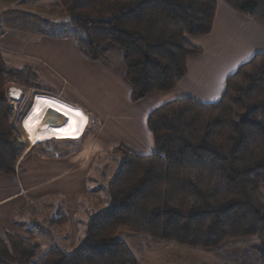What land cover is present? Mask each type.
I'll return each mask as SVG.
<instances>
[{"label": "trees", "instance_id": "1", "mask_svg": "<svg viewBox=\"0 0 264 264\" xmlns=\"http://www.w3.org/2000/svg\"><path fill=\"white\" fill-rule=\"evenodd\" d=\"M90 61L106 63L109 45L122 55L131 100L174 89L187 59L200 49L186 35L212 30L217 0H58ZM239 14L264 22V0H222ZM29 89L37 73L6 65L0 50V173L12 175L24 147L17 141L8 83ZM147 127L153 152L123 145L83 242L71 253L45 252L31 239L5 232L0 264H137L119 229L182 246L211 249L227 239L250 238L264 264V53L255 54L226 81L221 98L170 101L152 111ZM47 236L46 232L39 233Z\"/></svg>", "mask_w": 264, "mask_h": 264}, {"label": "crops", "instance_id": "2", "mask_svg": "<svg viewBox=\"0 0 264 264\" xmlns=\"http://www.w3.org/2000/svg\"><path fill=\"white\" fill-rule=\"evenodd\" d=\"M185 38L201 52L187 59V72L182 80L172 90L152 92L133 102L125 80L122 55L116 47L109 50V60L100 63L83 55L77 35L63 33L58 36L35 30L0 31L4 62L16 70L30 68L37 73L40 79L37 96L74 109L75 132L81 131L87 119L96 123L74 150L59 148L55 151L60 156L55 158L30 147L18 160L14 174L0 173V239H4L5 232L24 233L26 220L17 219L16 214L26 203H42L51 210L54 207L57 212H64L70 203L80 201L89 193L95 194L98 189L96 175L99 167L105 164L102 160L110 155L114 157L118 146L123 145L138 155L153 152L147 118L158 107L186 97L202 103L217 102L227 79L255 54L264 53V22L245 17L217 0L211 32ZM16 90L23 93L19 87ZM25 238L30 237L26 235ZM30 239L45 243L46 238L35 235ZM54 243L65 251L57 241ZM162 248V243L148 241L140 249L166 257L165 253H159ZM168 248L176 254L182 249V255L204 259L211 255L207 250L178 245ZM254 252L258 254L256 245ZM255 259L259 264V255Z\"/></svg>", "mask_w": 264, "mask_h": 264}, {"label": "rangeland", "instance_id": "3", "mask_svg": "<svg viewBox=\"0 0 264 264\" xmlns=\"http://www.w3.org/2000/svg\"><path fill=\"white\" fill-rule=\"evenodd\" d=\"M10 29L18 31L35 30L44 33L51 32L58 36L63 33H67L71 36H81L79 31L70 26L69 19L64 13L58 0H0V31H9ZM65 30H67V32ZM108 47L109 50H111V48L115 46L109 45ZM108 60L109 54L107 57V61ZM7 87L8 92L12 89L17 91L16 88H18V85L10 82L7 84ZM22 91L23 93L19 100L12 105L14 108L12 123L15 127L17 141L25 150L33 147V151L35 150L40 154L47 153L52 156L57 152L55 150L59 148L61 150L67 149L68 151L74 150L78 147L80 141L84 139L83 135H86L87 132H89L91 129L90 127L94 124L96 125L94 120L87 119L86 125L83 124L81 131L75 132V128L74 131L69 134L31 144L27 141L24 135L22 121L26 111L34 103L35 97L39 95V93H37L39 90L37 89V84H34L29 89H22ZM31 99L32 103L30 105ZM58 155L60 156L59 153ZM108 157H105V159L102 160L105 164H102L97 172L96 187H98V189L95 194L91 195L89 193L80 201L70 203L66 206L64 212H61V210L57 212L53 209L54 207L51 210L48 205L44 206L42 203H26L16 214L17 219L22 221L24 219L26 220L23 229L24 233L17 234L23 237L27 235L30 238L35 237V235H38L40 238H46L44 239L45 243L34 241L40 246L44 245V248H41V250L48 249L51 245H55L56 243H54V241H57L58 244L65 248V251L63 250L64 252H68L73 247H78L86 236V226L90 218L95 213L108 206L106 187L113 174L118 169L121 161L118 160L121 158H117L115 155L114 157L112 155ZM261 191L264 193V185L261 187ZM38 232H46L48 235L46 237L41 236ZM117 238L124 241L130 252L135 254L138 259L137 260L134 257L137 264H258L255 259L258 254L254 252L255 242L250 238L227 239L219 246L211 249L184 246L191 249L201 250L203 252L206 250L209 251L211 255L209 258L205 259L193 255H182V249L179 250V254H176L177 252L175 250L168 248L171 245H178L174 242L156 240L141 234H132L125 231V229L118 230ZM148 241L162 243L164 248L159 250V253H165L166 257H164L163 254L158 257L151 253L150 250H141L140 248L143 247V245L148 244ZM155 252L158 253V250Z\"/></svg>", "mask_w": 264, "mask_h": 264}, {"label": "bare ground", "instance_id": "4", "mask_svg": "<svg viewBox=\"0 0 264 264\" xmlns=\"http://www.w3.org/2000/svg\"><path fill=\"white\" fill-rule=\"evenodd\" d=\"M12 95L16 99L19 92L12 90ZM75 119L76 111L71 107L44 96H37L23 117L24 135L28 142L34 144L69 134L75 129Z\"/></svg>", "mask_w": 264, "mask_h": 264}, {"label": "built area", "instance_id": "5", "mask_svg": "<svg viewBox=\"0 0 264 264\" xmlns=\"http://www.w3.org/2000/svg\"><path fill=\"white\" fill-rule=\"evenodd\" d=\"M11 90V89H10ZM13 90V89H12ZM12 90L11 91H9L8 92V96H9V102H10V104L11 105H14V102L16 103V101L18 100V98L22 95V92L21 91H18L19 92V97H17L16 99L14 98V96L12 95ZM30 108V107H29ZM28 111V110H27ZM26 111V112H27ZM61 115L62 116H65L62 112H61ZM53 156L55 157V158H57V157H59V155H58V153L57 152H55L54 154H53Z\"/></svg>", "mask_w": 264, "mask_h": 264}]
</instances>
